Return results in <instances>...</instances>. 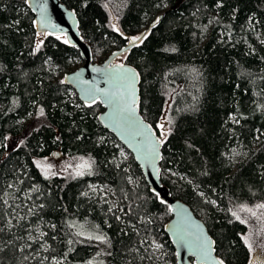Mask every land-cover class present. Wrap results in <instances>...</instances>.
<instances>
[{
  "label": "trees",
  "instance_id": "obj_1",
  "mask_svg": "<svg viewBox=\"0 0 264 264\" xmlns=\"http://www.w3.org/2000/svg\"><path fill=\"white\" fill-rule=\"evenodd\" d=\"M63 1L96 62L165 13L126 57L141 75L144 118L155 128L173 118L162 180L204 220L226 264H249L248 226L229 210L264 201V0ZM34 18L27 0H0V264H177L168 205L100 123L102 106L63 83L81 53L38 34ZM9 136L23 143L7 149ZM54 152L91 154L93 173L46 179L35 158Z\"/></svg>",
  "mask_w": 264,
  "mask_h": 264
},
{
  "label": "water",
  "instance_id": "obj_2",
  "mask_svg": "<svg viewBox=\"0 0 264 264\" xmlns=\"http://www.w3.org/2000/svg\"><path fill=\"white\" fill-rule=\"evenodd\" d=\"M27 4L35 16L34 23L38 34L43 37L48 36L45 35V33H51V35L61 37L66 35L70 41L69 44L75 46L81 53L83 59L82 65L75 70L66 73L63 77V83L76 92L84 105H86L85 101L89 99V97L84 94L85 89L116 91L117 88L121 87L120 82L111 81L109 79L110 73L119 71L116 68L117 65L124 64L126 68H130L139 74V80L135 85L136 95L139 100V107L136 115L143 121L144 125L152 126L151 131L155 132V136H151L147 128L141 127L139 131L143 132L145 144L143 147L138 145L137 141L140 140L141 137L133 139L120 127L113 124L111 119L113 111L112 106L106 102H101L105 100V97L103 92L98 91L96 92V95L99 97L97 103L102 106V112L99 114V121L102 126L115 135L119 142L132 154L137 164L141 167L145 180L151 191L157 194L160 200L162 199L166 201L165 204L171 205L175 209V211H171L172 217L166 224L165 230L175 248L177 264H215L217 258L222 259L217 254L216 241L210 234L204 220L200 218L186 202L175 198L172 195L170 188L164 184L162 180L161 166L163 161L164 143L157 146L156 149L161 158L155 161H152L150 158L149 149L151 147V142L157 137H160V134H158L156 128L147 121L141 113V75L134 65L126 62L125 58L133 49L137 48L142 43L138 44V46H132L127 40L123 47L112 51L105 60L102 62H96L90 44L86 42L82 36L80 22L74 9L70 8L63 0H27ZM41 9H43V13ZM164 15V12L159 14L147 27L143 28L137 34L129 35L127 37L141 35L142 33L149 31V29L151 30V34V32L159 26ZM158 17L159 22L156 23L154 28H152V24L156 22ZM53 25L55 27H53ZM96 69H100L101 71L97 72ZM174 224L183 227L185 231L190 234L186 236V246L184 247H181L177 242V237L174 235L172 228ZM195 234L207 237L215 242L214 245H212L215 250L210 252L205 260H202L194 252Z\"/></svg>",
  "mask_w": 264,
  "mask_h": 264
},
{
  "label": "snow or ice",
  "instance_id": "obj_3",
  "mask_svg": "<svg viewBox=\"0 0 264 264\" xmlns=\"http://www.w3.org/2000/svg\"><path fill=\"white\" fill-rule=\"evenodd\" d=\"M43 13V9H41ZM159 22V17L157 18L156 22L152 24V28L156 26V23ZM53 27H55L53 25ZM113 29L116 32H119L120 29L113 24ZM149 31H146L142 33L141 35L132 36V37H125V39L128 40L129 44L132 46H138V44L143 43L144 40L147 38V36L150 34ZM45 35H51V33H45ZM57 39H61V36H57ZM63 43L69 44L70 41L67 38L66 35L63 36ZM43 44V41L41 40L36 44V50L38 51ZM126 58V57H125ZM116 68L119 71L113 72L109 74V79L111 81H117L120 82L121 87L117 88L116 91L111 90H102V89H85L84 94L85 96H88L89 99L85 101L86 106L91 107L93 104L97 103V100L99 97L96 95V92H103L105 100L101 102H106L109 105L112 106V114L111 119L115 126L120 127L124 132H126L128 135H130L133 139L136 137H141L140 140L137 141L138 145L143 147L145 144L143 132L139 131L141 127H145L149 130V134L151 136H155V132L151 131L152 126L151 125H144L143 121L136 115L137 109L139 107V100L136 95V83L139 80V74L136 73L134 70L130 68H126L124 64H119L116 66ZM97 72L101 71L100 69H96ZM170 110V109H169ZM39 115H44V109L41 107L39 109ZM173 123V118L164 115L161 117V122L156 124V129L160 131V137H157L151 142V147L149 149L150 152V158L152 161L160 159V155L158 153L157 146L162 145L167 137L171 134V125ZM21 143H23L21 141ZM55 155V153H53ZM46 159V158H45ZM79 160L81 161L78 163L74 169V175L78 177H82L86 174H91L92 169V163L88 160H85L83 157H80ZM37 168H40L44 177L47 179L50 176H55L58 173L56 171H53V166L51 164H44L41 161H36ZM72 168V165L69 164L64 171H67L68 169ZM35 190V189H34ZM85 195H87L85 193ZM161 203H166V201L162 200ZM212 203H215L214 201ZM43 207V205H41ZM169 211H175V209L168 205ZM264 203H259L255 205V210L253 207H249L247 205L241 204L239 205V212H244L250 214L252 217H256L257 219L264 218ZM31 211V209H29ZM109 211H112V208H109ZM123 211V209H121ZM231 215L235 217V219L241 223H247V220L241 219V216L238 214L237 211H232L231 209ZM259 213V215H258ZM116 219H120L119 216L116 217ZM52 228H56V225H51ZM69 227H76L75 224H70ZM174 235L177 237V242L181 245V247L186 246V236L190 235L185 231V229L178 225L172 226ZM42 236H46L47 233H41ZM78 236H84L85 233L83 231H80L76 233ZM55 237H53L54 239ZM87 239L89 240H96L101 242H107V237L102 234H92L89 233L87 235ZM245 245L247 246L249 252L256 251L257 257H259L260 252L258 250H255L253 248L252 242H250L248 237L243 238ZM72 240H68V244H72ZM214 241H211L207 237H203L199 234H195L194 236V252L197 254L202 260H205L209 253L214 251L215 249L212 247L214 245ZM163 245L161 244H155L156 249H161ZM110 254V253H109ZM66 255V254H65ZM44 259H48V257H44ZM53 264H61L60 260H56L53 257ZM88 264H93V262L89 261ZM215 264H225V261L223 259L217 258L215 261ZM249 264H255V261L250 260Z\"/></svg>",
  "mask_w": 264,
  "mask_h": 264
},
{
  "label": "rangeland",
  "instance_id": "obj_4",
  "mask_svg": "<svg viewBox=\"0 0 264 264\" xmlns=\"http://www.w3.org/2000/svg\"><path fill=\"white\" fill-rule=\"evenodd\" d=\"M72 92H75V91L72 89ZM21 141H22L21 136H9L5 142L6 148L7 149L15 148L20 145ZM54 153L55 155L52 154L48 157H36L35 161H41L44 164H51L53 166V171H56L58 173L55 176L78 177L74 175V169L76 165L81 162L79 158L83 157L85 160H88L89 162H93L91 173H93L94 171V158L91 154H64V153H59V152H54ZM244 154L245 152L240 150L239 148H235L232 152V156L236 160H239ZM69 164L72 165V168L68 169L67 171H64V169H66ZM103 191L107 192L106 190H103ZM107 193H104L103 195L109 197V194ZM259 203H264V201L244 203V205L253 207L255 210V205ZM234 211L238 212V214L241 216V219L247 220L246 224L248 226V230L243 235V238L248 237L250 242H252L253 244V248L260 252L259 257H257L256 251L251 252L250 253L251 260L255 261V264H264V218L257 219L256 217H252L248 213L239 212V206H237ZM261 211H264V210H261ZM39 237H41V235H39Z\"/></svg>",
  "mask_w": 264,
  "mask_h": 264
}]
</instances>
